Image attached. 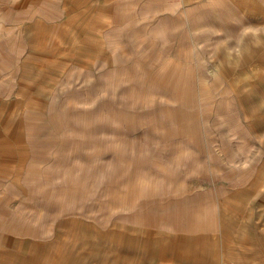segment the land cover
Instances as JSON below:
<instances>
[{"label": "rangeland", "instance_id": "1", "mask_svg": "<svg viewBox=\"0 0 264 264\" xmlns=\"http://www.w3.org/2000/svg\"><path fill=\"white\" fill-rule=\"evenodd\" d=\"M12 3L0 264H264V0Z\"/></svg>", "mask_w": 264, "mask_h": 264}, {"label": "crops", "instance_id": "2", "mask_svg": "<svg viewBox=\"0 0 264 264\" xmlns=\"http://www.w3.org/2000/svg\"><path fill=\"white\" fill-rule=\"evenodd\" d=\"M32 0H11V2H17L16 5L14 3H12V8H11V15H14L12 17H16L14 19H12L11 23L9 24L8 26V30L11 31V32H14V33H18L20 27H22V32L23 31H26L27 33H33L35 35L34 32H36V26H35V22H34V18H35V11H34V5H31L30 2ZM35 1V0H33ZM21 2V3H19ZM16 15V16H15ZM19 21H21V24H24V25H20ZM37 26H39L37 24ZM2 43H5V47L7 48H10V49H16L17 46L14 44L13 41H10V44H6L8 43L7 41L4 42L2 41ZM29 43V41H28ZM43 55H47V53L49 51H46V48H43ZM13 54V53H12ZM16 55V54H14ZM1 87V85H0ZM6 90L8 91H12L14 90V93H11V95H16L19 91V85L18 83H15L14 85L11 84V86H8L6 88ZM2 93L0 92V97H1Z\"/></svg>", "mask_w": 264, "mask_h": 264}, {"label": "bare ground", "instance_id": "3", "mask_svg": "<svg viewBox=\"0 0 264 264\" xmlns=\"http://www.w3.org/2000/svg\"><path fill=\"white\" fill-rule=\"evenodd\" d=\"M254 71H257V66H253L252 68H250L249 73H252ZM185 84V83H184ZM178 85V84H177ZM61 195V194H60ZM72 198V197H71ZM41 209V208H40ZM43 209V208H42ZM194 224V223H193ZM197 226H193L192 227H198ZM92 236L94 237V239H97V237L95 235L92 234ZM229 238V237H227ZM229 242L227 244V249H231L234 251V253L236 254H242L243 253V246L241 243L238 242V238L236 235H234L232 238H229ZM114 240H108V241H104L105 245H107L108 247H111L110 249L114 250L118 247H116L117 245H113ZM138 250L141 252L145 251V247L144 246H139Z\"/></svg>", "mask_w": 264, "mask_h": 264}]
</instances>
